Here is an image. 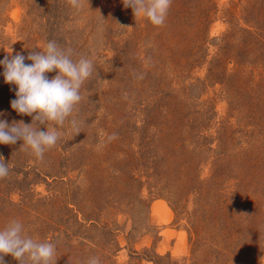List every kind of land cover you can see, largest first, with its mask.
<instances>
[{
  "label": "rangeland",
  "instance_id": "obj_1",
  "mask_svg": "<svg viewBox=\"0 0 264 264\" xmlns=\"http://www.w3.org/2000/svg\"><path fill=\"white\" fill-rule=\"evenodd\" d=\"M49 40L94 72L42 161L0 144V229L56 264H264V0H173L163 27L122 0H0V60ZM3 71L0 119L30 124Z\"/></svg>",
  "mask_w": 264,
  "mask_h": 264
},
{
  "label": "clouds",
  "instance_id": "obj_2",
  "mask_svg": "<svg viewBox=\"0 0 264 264\" xmlns=\"http://www.w3.org/2000/svg\"><path fill=\"white\" fill-rule=\"evenodd\" d=\"M69 2L74 8L81 7V0ZM172 2L122 0L126 9H132L136 19L145 18L157 27L165 25ZM73 55L71 48H62L56 41L49 40L43 49L29 51L27 56L22 52L13 55L11 51L0 60L4 82L15 86L16 98L11 101V108L19 115L32 117L30 124L23 120L9 124L7 120L0 119V144L15 145L23 141L21 148L30 149L41 161L46 151L57 145L62 135L59 129L69 122L82 100L80 90L94 72L91 59L80 57L77 60ZM26 60L31 63H26ZM52 72L57 74L49 78L47 74ZM70 123L77 134L80 133L74 118ZM10 171V163L0 155V180L7 178ZM56 252L54 242H40L27 235L19 220L13 219L0 229V264H6L8 255L18 264H56ZM87 264H101L100 258L90 257Z\"/></svg>",
  "mask_w": 264,
  "mask_h": 264
}]
</instances>
